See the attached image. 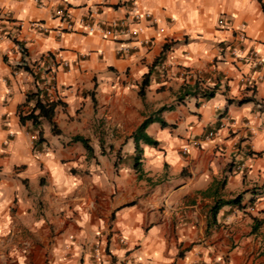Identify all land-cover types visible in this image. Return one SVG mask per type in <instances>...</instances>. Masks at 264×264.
I'll return each instance as SVG.
<instances>
[{
    "label": "crops",
    "instance_id": "crops-1",
    "mask_svg": "<svg viewBox=\"0 0 264 264\" xmlns=\"http://www.w3.org/2000/svg\"><path fill=\"white\" fill-rule=\"evenodd\" d=\"M262 4L0 0V264H264Z\"/></svg>",
    "mask_w": 264,
    "mask_h": 264
},
{
    "label": "trees",
    "instance_id": "trees-1",
    "mask_svg": "<svg viewBox=\"0 0 264 264\" xmlns=\"http://www.w3.org/2000/svg\"><path fill=\"white\" fill-rule=\"evenodd\" d=\"M262 10L264 12V4H262ZM15 42L17 43V41ZM147 82H148L147 76H145L140 86V94H143V88L145 85H147ZM190 89L191 90L185 92V94H194L195 92H197L196 87H191ZM213 94H214V90L202 93V95L206 97L213 96ZM182 98L183 97L180 96L178 97V100L181 101ZM247 100H251V99L247 98ZM241 102H245V101L242 99ZM25 103L29 104V108L27 112L19 113V119L21 123L29 122L33 127H37L41 124L43 120H47L50 123H52V130L54 131V123L52 119L55 114V109L57 105L60 103V101L49 100L46 98L44 91H42L41 89H36L34 91L27 93ZM152 121H158L162 126L166 125L164 120L158 119V117L155 118L151 115L146 119H144L142 123L137 127V129L132 133V137L135 142V151H136L135 159H134L135 166L139 164L138 162L140 159L141 147L139 145V142L142 141L144 143L152 144V145H155L157 143L156 140L152 139L145 132L146 126ZM71 139L73 141L80 142L83 145V147L89 153H91L92 148L89 145L88 140L86 138L79 135H75ZM39 140L41 141L42 139L40 138ZM239 198L240 195L236 196L233 199L217 201L212 207V216H215V213L220 206L230 203H236L239 201Z\"/></svg>",
    "mask_w": 264,
    "mask_h": 264
},
{
    "label": "built area",
    "instance_id": "built-area-1",
    "mask_svg": "<svg viewBox=\"0 0 264 264\" xmlns=\"http://www.w3.org/2000/svg\"><path fill=\"white\" fill-rule=\"evenodd\" d=\"M36 1H38V0H36ZM135 1H136V0H132L133 4H135ZM56 14H57L59 17H63V16H64V13H63L62 10H58V11H56ZM148 16H149V14H148ZM31 25L36 26L37 23L32 22ZM138 31H139V29H132V30H129V32H130L131 34H135V35L138 33ZM112 32H114V30L107 29V30L105 31V34H106V35H111ZM120 32H122V31H120ZM0 37H2V34H1V33H0ZM233 52L235 53V51H233ZM48 70H51V69H49V67H48ZM46 79H47V80H46L45 85H44L45 96H46L47 99L52 100V98H53L52 90L55 88V85H53V83H52V81H54V75L50 74ZM36 135H37V132L29 133V137H30V139H35V138H36ZM211 135H214V133H213V132H210V133H209V136H211ZM196 143H197V142L194 141V144H196ZM119 238H120L121 241L124 240V237H123L122 235L119 236ZM93 257H94V259H95V261H96L97 264H103V263H102V260H103V257H102V251L100 250L99 246H96V247L94 248V254H93Z\"/></svg>",
    "mask_w": 264,
    "mask_h": 264
}]
</instances>
